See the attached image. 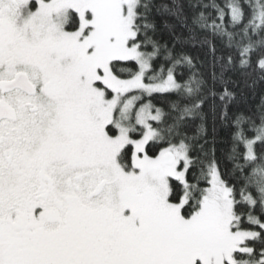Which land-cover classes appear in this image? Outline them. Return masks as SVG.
I'll return each instance as SVG.
<instances>
[{"label":"snow or ice","instance_id":"6c2138e0","mask_svg":"<svg viewBox=\"0 0 264 264\" xmlns=\"http://www.w3.org/2000/svg\"><path fill=\"white\" fill-rule=\"evenodd\" d=\"M261 86L264 0H0V264H264Z\"/></svg>","mask_w":264,"mask_h":264},{"label":"trees","instance_id":"16d2710c","mask_svg":"<svg viewBox=\"0 0 264 264\" xmlns=\"http://www.w3.org/2000/svg\"><path fill=\"white\" fill-rule=\"evenodd\" d=\"M262 90H264V86H261V88L257 89L256 98L253 100H250L249 105L255 104L258 101L259 93ZM229 139H230V131L228 129L220 130L219 140L217 143V149H218L217 156L220 158L222 164L224 163L223 152H224V149L229 146L228 145Z\"/></svg>","mask_w":264,"mask_h":264}]
</instances>
